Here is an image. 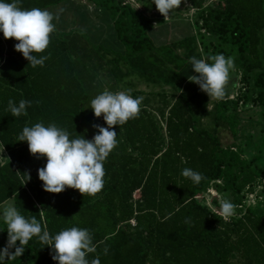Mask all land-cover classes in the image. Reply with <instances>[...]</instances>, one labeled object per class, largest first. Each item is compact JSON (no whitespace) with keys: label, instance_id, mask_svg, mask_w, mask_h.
Wrapping results in <instances>:
<instances>
[{"label":"trees","instance_id":"1","mask_svg":"<svg viewBox=\"0 0 264 264\" xmlns=\"http://www.w3.org/2000/svg\"><path fill=\"white\" fill-rule=\"evenodd\" d=\"M65 1L20 0V6L51 11L71 2ZM86 1L109 16L122 50L94 43L83 29L62 31L54 24L46 49L33 53L48 58L43 67H32L14 50L18 41L0 33V150L5 155V161L0 155V206L12 199L21 215L35 217L50 235L71 226L89 229L95 252L86 258H98L99 264H264V209H242L264 170L259 172L236 142L222 138L227 133L238 139L245 100L264 106V0L216 5L184 0L196 9L194 31L190 24L182 33L175 27V37L163 44L155 42L154 21L130 4ZM205 39L233 57L232 74L240 73L243 94L227 93L216 101L181 78L188 57L210 55ZM142 84L159 90L141 89ZM105 88L127 89L143 99L135 118L112 126L117 144L103 162L102 189L93 195L67 186L60 193L44 191L37 168L45 158L30 154L27 142L17 141L19 133L24 126L52 122L70 138L91 139L94 123L106 125L102 115L93 116L89 100ZM9 99L32 104L24 115L12 117ZM186 167L202 174L198 184L180 175ZM211 186L234 204L230 218L196 199ZM6 238L5 228L0 247ZM24 247L5 264H57L50 246L35 236Z\"/></svg>","mask_w":264,"mask_h":264},{"label":"clouds","instance_id":"2","mask_svg":"<svg viewBox=\"0 0 264 264\" xmlns=\"http://www.w3.org/2000/svg\"><path fill=\"white\" fill-rule=\"evenodd\" d=\"M181 0H151L158 12L166 16L174 10ZM54 15L48 9L22 8L20 0H0V33L4 38L18 41L14 50L19 51L32 67H43L47 55H34L43 52L49 44V34L54 31ZM191 70L198 75H190L188 79L198 85L199 89L209 98L222 100L227 91L230 76L234 70L232 56L223 53L209 55L197 59L188 57ZM141 96L133 97L127 89L99 91L89 100L88 108L94 117H101L106 125L93 124L96 132L91 139L72 137L68 131L55 123L36 122L24 126L17 141H26L30 154L37 158L43 156L45 164L37 168V177L42 181V189L50 193H60L69 187L80 194L93 195L103 187V162L117 144V134L112 130L113 125H123L135 118L142 103ZM32 101L20 99L7 102V111L12 117L26 113ZM180 175L198 184L202 174L191 168H183ZM29 179L26 174V180ZM234 204L227 198L219 202V215L230 218L234 214ZM185 224L189 223L185 218ZM0 223L6 226L7 238L0 247V264H5L6 257L10 260L19 257L25 250V245L36 237L43 246L49 247V254L57 264H99L98 258L89 261L86 257L95 252L92 234L87 228L71 226L63 228L55 234L42 230L41 224L35 217H25L15 206L6 204L0 206ZM19 242L18 246L16 242ZM14 248L10 252L9 249ZM107 248L103 252L107 254Z\"/></svg>","mask_w":264,"mask_h":264},{"label":"rangeland","instance_id":"3","mask_svg":"<svg viewBox=\"0 0 264 264\" xmlns=\"http://www.w3.org/2000/svg\"><path fill=\"white\" fill-rule=\"evenodd\" d=\"M122 1L124 3L130 4L132 7L141 12L147 18H150L152 21L157 22V25L155 27L157 28V26H160L159 28L162 31L161 34H159V37L162 36L161 38L164 41H168V39L170 40V38H173V35L175 37L176 30L174 27L178 28V30H180V33H182L186 31V29L184 28L188 24H190L189 26L192 32L194 31L192 22L197 20V13L196 9L188 1L181 0L180 4L174 10L170 11V13L166 16H163L158 12V10L155 8V5L151 3V0ZM78 2H80L79 6L75 1H71L68 2V4L59 5L51 9V12L54 15V22L58 27L68 28L69 26L74 24L73 20L76 21V17L81 16L80 20L84 19V13L80 10V7H83L84 11L87 7H93L86 0H79ZM219 2L220 0H205V3L209 5H216ZM100 18L101 22L103 23H101V27L96 29L97 31L94 28H88L90 32H92L91 36L94 40L98 38L100 39V33H108L111 35V28L109 27V29H107V24L103 15H101ZM85 19H87V17ZM109 26H111L110 23ZM58 27L56 28L58 29ZM100 40L105 41L104 38ZM205 41L207 43V46L209 47L208 53L210 55L219 54L216 49H214L213 46L208 43L207 39H205ZM106 46L112 47L115 50H122L116 44L110 43ZM235 72L238 73V75H235L234 73L231 74L226 91V94H230L231 97L237 96L238 93L243 94V92L245 91L243 88V84L241 83L239 78L240 73L237 70H235ZM190 75H196V73H194L191 70L190 65H188L181 74V78L184 81H187L188 76ZM140 88L144 90H159V87L157 86L148 87L145 84L140 85ZM247 94L251 96L252 92L248 90ZM210 106L211 104H209V107ZM240 110L241 125L238 130V139H234L227 133H224V135H222V138L225 143L236 142L237 146L243 150L244 155L254 163L256 169L259 172H262L264 170V106L253 103L250 98L248 100H245V102L241 105ZM204 122H208V119H205ZM0 155L1 160L5 161L3 149L0 150ZM139 195V192H137L135 194V197H139ZM221 199L224 198L221 194L216 192L213 186H211L207 191L199 194L198 198L201 203L206 204L211 209H214L216 211H219V202ZM9 203L14 206L12 199L6 201L1 206ZM242 209H249L255 212L264 209V173L260 174V182L256 186L253 194L247 195L245 206ZM5 228L6 226L3 223H0V234Z\"/></svg>","mask_w":264,"mask_h":264},{"label":"crops","instance_id":"4","mask_svg":"<svg viewBox=\"0 0 264 264\" xmlns=\"http://www.w3.org/2000/svg\"><path fill=\"white\" fill-rule=\"evenodd\" d=\"M67 1H75L76 2V4H78V6H79V3L80 2H78L79 0H67ZM67 1H65V2H67ZM65 2H63V3H65ZM62 3V4H63ZM65 4H68V3H65ZM64 4V5H65ZM61 5V4H60ZM55 8V7H54ZM53 9V8H52ZM83 7H80V10L81 11H83ZM84 12V11H83ZM85 14H86V16H87V19H82V20H80V17H76V21L75 20H73V22H74V24L73 25H71V26H69L68 28H60V27H58L56 24H55V22H53L55 25H56V27H58V29L59 30H62V31H68V30H70L71 28H80V29H83V30H85L88 34H89V36H90V38H91V40L94 42V43H96V44H103V45H107V44H116V45H118V47H120V49H122L121 48V45L119 44V42L118 41H116V39L114 38V32H113V25H112V21L109 19V17L107 16V14L105 15L104 13H103V11L102 10H97V9H95L94 7H87V9L85 10ZM101 15H103V17L105 18V21H106V24H107V29H109V23L111 24V29H112V31H111V35L110 34H108V33H105V34H103V33H100L99 35V37H100V39H102V38H104L105 39V41H101L99 38L98 39H96V40H94L93 38H92V36H91V33L92 32H90V30L88 29V28H94L95 30L96 29H98L99 27H101L102 26V24L101 23H103V22H101V18H100V16ZM54 21V20H53ZM160 26H157V28H156V32L154 33V39H155V42L157 43V44H163V43H166V42H168L169 41V39H168V41H164L161 37L162 36H160L159 37V34H161V31L162 30H160V28H159ZM172 27H174V26H172ZM175 28V27H174ZM177 30H178V28H177ZM97 31V30H96ZM158 31V32H157ZM159 31H160V33H159ZM174 31V30H173ZM106 32V31H105ZM174 36V35H173ZM162 39V40H161ZM170 39H172V38H170ZM109 47V46H108Z\"/></svg>","mask_w":264,"mask_h":264},{"label":"built area","instance_id":"5","mask_svg":"<svg viewBox=\"0 0 264 264\" xmlns=\"http://www.w3.org/2000/svg\"><path fill=\"white\" fill-rule=\"evenodd\" d=\"M206 5V4H205ZM154 24L155 25H157V22H154ZM199 198V195H197L196 196V199H198ZM214 212H216V213H218L219 214V211H216V210H214V209H212ZM130 223L132 224V225H135L136 224V221H135V219H131L130 220Z\"/></svg>","mask_w":264,"mask_h":264},{"label":"bare ground","instance_id":"6","mask_svg":"<svg viewBox=\"0 0 264 264\" xmlns=\"http://www.w3.org/2000/svg\"><path fill=\"white\" fill-rule=\"evenodd\" d=\"M141 8V7H140Z\"/></svg>","mask_w":264,"mask_h":264}]
</instances>
